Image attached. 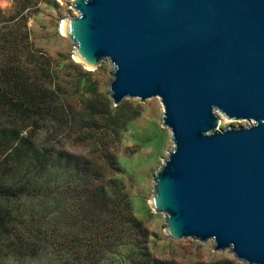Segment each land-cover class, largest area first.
<instances>
[{
	"label": "water",
	"instance_id": "water-1",
	"mask_svg": "<svg viewBox=\"0 0 264 264\" xmlns=\"http://www.w3.org/2000/svg\"><path fill=\"white\" fill-rule=\"evenodd\" d=\"M70 37L110 97L157 95L172 147L151 202L173 237L264 264V0H73ZM82 62V61H81ZM83 63V62H82ZM216 110L247 124L219 128Z\"/></svg>",
	"mask_w": 264,
	"mask_h": 264
},
{
	"label": "trees",
	"instance_id": "trees-1",
	"mask_svg": "<svg viewBox=\"0 0 264 264\" xmlns=\"http://www.w3.org/2000/svg\"><path fill=\"white\" fill-rule=\"evenodd\" d=\"M0 9V258L31 264H183L151 253L114 143L138 114L72 59L61 75L33 48L26 17ZM69 74V75H68ZM81 143L80 151L65 145ZM188 264H242L234 258Z\"/></svg>",
	"mask_w": 264,
	"mask_h": 264
},
{
	"label": "rangeland",
	"instance_id": "rangeland-1",
	"mask_svg": "<svg viewBox=\"0 0 264 264\" xmlns=\"http://www.w3.org/2000/svg\"><path fill=\"white\" fill-rule=\"evenodd\" d=\"M72 1L0 0V9L4 16L22 11L26 17V25H22L21 29L28 30L33 48L49 55L53 66L61 75L75 74L76 71L69 65L72 59L83 70L90 69V78L96 80L99 92L111 98L109 81L113 64L108 58H102L95 67L84 65L74 53L76 42L68 32L62 31L63 22L78 14ZM121 102L138 110V114L126 123L119 139L114 143L119 166L115 175L124 183L134 214L152 232L148 241L151 253L183 264L219 258H234L247 264L235 258L227 248L214 249L210 238L203 241L190 236L176 238L167 233L163 212L155 210L151 204L156 169L173 145L171 131L163 123V106L157 95L143 100L138 96H125ZM216 113L219 116V128L226 127L227 124H247L250 121L246 118H228L218 110ZM65 145L76 151H80L83 146L79 141L75 143L71 140H66ZM11 263L9 258H0V264ZM31 264L54 263L50 261L49 254H43L32 260Z\"/></svg>",
	"mask_w": 264,
	"mask_h": 264
},
{
	"label": "bare ground",
	"instance_id": "bare-ground-1",
	"mask_svg": "<svg viewBox=\"0 0 264 264\" xmlns=\"http://www.w3.org/2000/svg\"><path fill=\"white\" fill-rule=\"evenodd\" d=\"M70 29H71V21H70V19H69V21H64V22H63V24H62V31H63V33H66V32L69 33ZM74 53L77 54V55H76L77 59H78L79 61H82L84 65L88 66L89 68H92V67L94 66L92 62L87 61V60L82 56V54L80 53V51L78 50V48L75 49ZM104 58H107V57H104ZM221 113H222V112H221ZM216 114H217V113H216ZM222 114H223V113H222ZM222 114H221V115H222ZM217 116H218V115H217ZM222 116H223V115H222ZM218 120H219V116H218ZM153 201H154V198H153V196H152L151 202H153Z\"/></svg>",
	"mask_w": 264,
	"mask_h": 264
}]
</instances>
